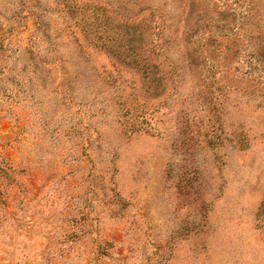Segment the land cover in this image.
<instances>
[{
    "label": "rangeland",
    "instance_id": "rangeland-1",
    "mask_svg": "<svg viewBox=\"0 0 264 264\" xmlns=\"http://www.w3.org/2000/svg\"><path fill=\"white\" fill-rule=\"evenodd\" d=\"M0 264H264V0H0Z\"/></svg>",
    "mask_w": 264,
    "mask_h": 264
},
{
    "label": "trees",
    "instance_id": "trees-1",
    "mask_svg": "<svg viewBox=\"0 0 264 264\" xmlns=\"http://www.w3.org/2000/svg\"><path fill=\"white\" fill-rule=\"evenodd\" d=\"M263 209V208H262Z\"/></svg>",
    "mask_w": 264,
    "mask_h": 264
}]
</instances>
